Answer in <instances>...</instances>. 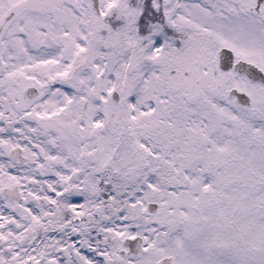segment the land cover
<instances>
[{
	"label": "snow or ice",
	"instance_id": "obj_1",
	"mask_svg": "<svg viewBox=\"0 0 264 264\" xmlns=\"http://www.w3.org/2000/svg\"><path fill=\"white\" fill-rule=\"evenodd\" d=\"M0 264H264V0H0Z\"/></svg>",
	"mask_w": 264,
	"mask_h": 264
}]
</instances>
